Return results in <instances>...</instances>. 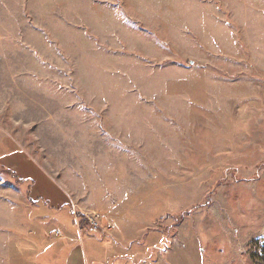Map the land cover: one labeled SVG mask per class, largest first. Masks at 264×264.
Instances as JSON below:
<instances>
[{
    "label": "rangeland",
    "instance_id": "obj_1",
    "mask_svg": "<svg viewBox=\"0 0 264 264\" xmlns=\"http://www.w3.org/2000/svg\"><path fill=\"white\" fill-rule=\"evenodd\" d=\"M1 153L136 264H264V0H0ZM31 184L0 167V264L45 250Z\"/></svg>",
    "mask_w": 264,
    "mask_h": 264
},
{
    "label": "crops",
    "instance_id": "obj_2",
    "mask_svg": "<svg viewBox=\"0 0 264 264\" xmlns=\"http://www.w3.org/2000/svg\"><path fill=\"white\" fill-rule=\"evenodd\" d=\"M0 167L13 172L19 180L32 183L29 197L23 199L34 205L30 218L35 219L32 221L35 223H32L29 233L33 236L38 232L35 240L46 245L44 252L33 264H136L137 260L145 262L149 258L147 254L154 248L142 245L135 231H115L106 240L84 234L75 226L74 201L69 191L34 166L29 159H20L16 153H1ZM108 220L111 221L109 217ZM53 225H56L54 235L49 230ZM138 232L141 233V230ZM156 234L169 238L164 232ZM80 237H83V246H80ZM168 259L165 256L164 260Z\"/></svg>",
    "mask_w": 264,
    "mask_h": 264
},
{
    "label": "built area",
    "instance_id": "obj_3",
    "mask_svg": "<svg viewBox=\"0 0 264 264\" xmlns=\"http://www.w3.org/2000/svg\"><path fill=\"white\" fill-rule=\"evenodd\" d=\"M84 216L88 223V230L85 231L86 234L108 237L115 232L114 222L109 221L105 215L99 212H89L84 214Z\"/></svg>",
    "mask_w": 264,
    "mask_h": 264
},
{
    "label": "trees",
    "instance_id": "obj_4",
    "mask_svg": "<svg viewBox=\"0 0 264 264\" xmlns=\"http://www.w3.org/2000/svg\"><path fill=\"white\" fill-rule=\"evenodd\" d=\"M17 180H19V179L17 178ZM27 183L30 184L29 181H21V180H19V184L21 186H23L22 184L26 185ZM27 197H29V192L27 194ZM77 220L78 221H76V223H75L76 227L78 226L79 229L84 230V231L88 230V223H87L86 218H85L83 213L78 214ZM168 246H169V244L167 243V247ZM152 251H153V249L151 250V253H152Z\"/></svg>",
    "mask_w": 264,
    "mask_h": 264
}]
</instances>
